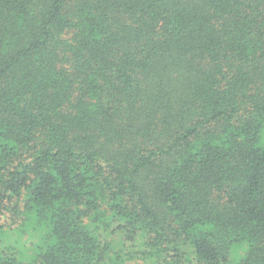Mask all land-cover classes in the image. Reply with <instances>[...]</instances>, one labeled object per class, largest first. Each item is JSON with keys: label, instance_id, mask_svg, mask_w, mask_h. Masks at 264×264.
<instances>
[{"label": "trees", "instance_id": "obj_1", "mask_svg": "<svg viewBox=\"0 0 264 264\" xmlns=\"http://www.w3.org/2000/svg\"><path fill=\"white\" fill-rule=\"evenodd\" d=\"M0 221V264H264V0H0Z\"/></svg>", "mask_w": 264, "mask_h": 264}, {"label": "rangeland", "instance_id": "obj_2", "mask_svg": "<svg viewBox=\"0 0 264 264\" xmlns=\"http://www.w3.org/2000/svg\"><path fill=\"white\" fill-rule=\"evenodd\" d=\"M0 223H3L2 221H0ZM24 237V236H23ZM25 238V237H24ZM23 240V239H22ZM0 247H3V244L0 243ZM129 264H145L144 261L142 260H135V261H132L130 262Z\"/></svg>", "mask_w": 264, "mask_h": 264}]
</instances>
